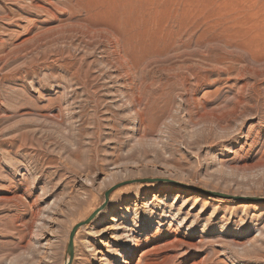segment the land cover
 Instances as JSON below:
<instances>
[{
    "label": "rangeland",
    "instance_id": "obj_1",
    "mask_svg": "<svg viewBox=\"0 0 264 264\" xmlns=\"http://www.w3.org/2000/svg\"><path fill=\"white\" fill-rule=\"evenodd\" d=\"M140 180L69 264H264V0H0V264Z\"/></svg>",
    "mask_w": 264,
    "mask_h": 264
},
{
    "label": "water",
    "instance_id": "obj_2",
    "mask_svg": "<svg viewBox=\"0 0 264 264\" xmlns=\"http://www.w3.org/2000/svg\"><path fill=\"white\" fill-rule=\"evenodd\" d=\"M150 182L152 181H155V182H157V181H160V182H167V183H171V184H173V185H179V184H177V183H175V182H172V181H168V180H149ZM134 182H145V180H143V181H130V182H126V183H122V184H119V185H117V186H114L113 188H111L110 190H108L106 193H105V195H104V203L97 209V210H95L91 215H90V217L89 218H87V220H85V221H83V222H81V223H79V224H77L73 229H72V231H71V233H70V236H69V242H68V245H67V249H66V254H67V257H68V264H69V262H70V260H71V258H72V255H73V245H72V243H73V236H74V234L76 233V231L80 228V227H82V226H85V225H87V224H89L94 218H95V216L101 211V210H103L104 208H105V206H106V204H107V202H108V198H109V195H110V193L111 192H113V190H115V189H117V188H119V187H121V186H125V185H127V184H131V183H134ZM147 182V181H146ZM201 193H203V194H207V195H210V196H213V197H221V198H233V197H230V196H226V195H221V194H218V193H212V192H206V191H201ZM252 200H256V201H259V200H261V201H264V198L263 199H252Z\"/></svg>",
    "mask_w": 264,
    "mask_h": 264
},
{
    "label": "bare ground",
    "instance_id": "obj_3",
    "mask_svg": "<svg viewBox=\"0 0 264 264\" xmlns=\"http://www.w3.org/2000/svg\"><path fill=\"white\" fill-rule=\"evenodd\" d=\"M192 26H194V25H192ZM181 28H182V27H178L177 30L174 32V34L172 33V34L174 35V38L177 37V36H179V35L181 36L182 29H183V28H182V29H181ZM194 28H195V27H194ZM113 31H114V30H113ZM187 31H188V30H187ZM191 32H192V31H191ZM116 33H117V32H116ZM116 36H117V35H116ZM113 37H114V35H113ZM117 37H118V36H117ZM171 37H172V36H171ZM114 38H115V37H114ZM120 38H121V35H120L117 39H118L119 41H121L123 37L121 38V40H120ZM124 38H125V37H124ZM124 38H123V39H124ZM124 42H125V41H124ZM120 43H121V42H119V44H120ZM122 48H123V47H122ZM181 192H182V193H185V194H190L189 191H183V190H181ZM89 217H90V216H89ZM89 217H88V218H89ZM86 220H87V219H86ZM70 233H71V232H70ZM74 235H75V234H74ZM73 237H74V236H73ZM68 240H69V239H68ZM72 245H73V243H72ZM130 246H132V245H130ZM126 252H127L126 258H127V259L129 258L130 260H133V258H134V257H133V256H134L133 254H134V253H133V254L131 253V247L128 248V249H126ZM72 256H73V255H72ZM71 259H72V258H71ZM70 262H71V260H70ZM70 262H69V263H70ZM124 262H125V261H124ZM128 262H129V261H128ZM65 264H68V257L66 258Z\"/></svg>",
    "mask_w": 264,
    "mask_h": 264
}]
</instances>
